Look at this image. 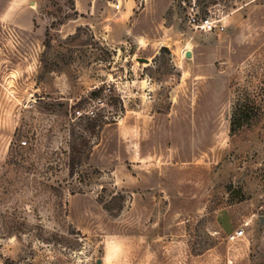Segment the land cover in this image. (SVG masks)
<instances>
[{
  "label": "rangeland",
  "instance_id": "1",
  "mask_svg": "<svg viewBox=\"0 0 264 264\" xmlns=\"http://www.w3.org/2000/svg\"><path fill=\"white\" fill-rule=\"evenodd\" d=\"M75 1L0 0V168L24 151L28 224L0 263L264 264V0Z\"/></svg>",
  "mask_w": 264,
  "mask_h": 264
},
{
  "label": "trees",
  "instance_id": "2",
  "mask_svg": "<svg viewBox=\"0 0 264 264\" xmlns=\"http://www.w3.org/2000/svg\"><path fill=\"white\" fill-rule=\"evenodd\" d=\"M99 94V91H93L92 95ZM98 113H93V116L86 114L85 118L89 121H97ZM95 125L86 126V132L92 134ZM89 134V135H90ZM90 136L80 137V141L74 140L70 145L69 167L71 174H74L75 167L78 160L81 158L85 146L89 144ZM25 159L24 151L20 147H15L11 154V164H15L17 176L10 177L8 169L3 171L0 168V238H7L12 236H19L27 230V222L21 216V205L18 202L16 191L18 189V182H23L20 171L23 168V161ZM21 179V180H20ZM1 264V263H0Z\"/></svg>",
  "mask_w": 264,
  "mask_h": 264
},
{
  "label": "built area",
  "instance_id": "3",
  "mask_svg": "<svg viewBox=\"0 0 264 264\" xmlns=\"http://www.w3.org/2000/svg\"><path fill=\"white\" fill-rule=\"evenodd\" d=\"M107 2L116 10L119 11L123 6V0H107ZM196 4L193 3V6L188 11V24L194 29L205 32H223L225 31L227 25L222 18L214 17L211 13L205 15H200L199 9L195 8ZM26 144V142H23ZM244 234V230L240 229L236 233L230 236L231 239L240 238Z\"/></svg>",
  "mask_w": 264,
  "mask_h": 264
},
{
  "label": "crops",
  "instance_id": "4",
  "mask_svg": "<svg viewBox=\"0 0 264 264\" xmlns=\"http://www.w3.org/2000/svg\"><path fill=\"white\" fill-rule=\"evenodd\" d=\"M107 1V0H106ZM108 3V2H107ZM95 5L96 4H93L92 5V10L94 11V8H95ZM110 9L112 8L115 12H117V13H119V12H121L122 11V9H123V6H124V4H123V6H122V8L119 10V11H116L109 3H108V5H107ZM75 7H76V9H79V6H78V0L77 1H75ZM91 8V7H90ZM130 10L131 9H126L123 13H124V15L126 14H129L130 13ZM127 11H128V13H127ZM107 19H109V18H107ZM117 19H119V18H117Z\"/></svg>",
  "mask_w": 264,
  "mask_h": 264
},
{
  "label": "water",
  "instance_id": "5",
  "mask_svg": "<svg viewBox=\"0 0 264 264\" xmlns=\"http://www.w3.org/2000/svg\"><path fill=\"white\" fill-rule=\"evenodd\" d=\"M186 56L190 57L191 56V52L190 51H187L186 52ZM138 60L140 62H149L150 61L148 58H142V57H139ZM259 219H260V226H263L264 225V215H261L259 217Z\"/></svg>",
  "mask_w": 264,
  "mask_h": 264
}]
</instances>
